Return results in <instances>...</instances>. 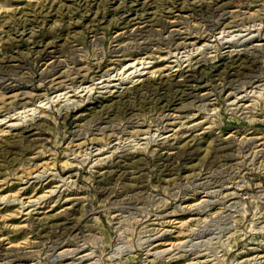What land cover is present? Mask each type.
Returning a JSON list of instances; mask_svg holds the SVG:
<instances>
[{
    "label": "rangeland",
    "instance_id": "rangeland-1",
    "mask_svg": "<svg viewBox=\"0 0 264 264\" xmlns=\"http://www.w3.org/2000/svg\"><path fill=\"white\" fill-rule=\"evenodd\" d=\"M214 1L0 0V264H264V0Z\"/></svg>",
    "mask_w": 264,
    "mask_h": 264
},
{
    "label": "bare ground",
    "instance_id": "bare-ground-1",
    "mask_svg": "<svg viewBox=\"0 0 264 264\" xmlns=\"http://www.w3.org/2000/svg\"><path fill=\"white\" fill-rule=\"evenodd\" d=\"M212 1H213V0H212ZM209 3H210V2H209ZM214 4L216 5L217 9H218V8H222L223 6H225V5H224V2H222V0H216V1H214ZM200 5H201V4H200ZM205 6H206V5H205ZM201 7H202V6H201ZM207 7H208V6H207ZM213 8H215V7H213ZM213 8H212V9H213ZM205 10H206V9H205ZM213 10H215V9H213ZM206 11H208V10H206ZM215 11H216V10H215ZM215 11H214V12H215ZM210 12H211V11H210ZM211 13H212V12H211ZM225 13H226V12H225ZM164 30H165V29H164ZM175 33H176V32H175ZM148 34H149V32H148ZM148 42H149V41H148ZM247 53H248V52H247ZM247 53H246V54H247ZM235 77H236V76H235ZM43 78H44V77H43ZM43 78H42V79H43ZM30 109H33V108H30ZM27 110H29V109H27Z\"/></svg>",
    "mask_w": 264,
    "mask_h": 264
}]
</instances>
